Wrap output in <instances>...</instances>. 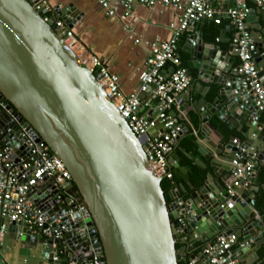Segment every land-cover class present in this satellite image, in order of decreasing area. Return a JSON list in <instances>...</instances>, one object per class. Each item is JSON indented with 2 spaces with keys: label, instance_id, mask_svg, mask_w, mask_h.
I'll list each match as a JSON object with an SVG mask.
<instances>
[{
  "label": "water",
  "instance_id": "95a60500",
  "mask_svg": "<svg viewBox=\"0 0 264 264\" xmlns=\"http://www.w3.org/2000/svg\"><path fill=\"white\" fill-rule=\"evenodd\" d=\"M32 2L0 0V142L11 149L17 164L42 143L72 175L64 187L80 201L82 211L69 197L56 203L59 189L52 178H44L29 191L43 213L42 227L66 233L64 240H47L58 246L57 251L46 253L49 264H63L64 256L69 261L87 260L93 254L99 255L100 264H179L183 254L176 245L184 237L205 247L218 236L231 234L237 239L230 261L261 264L256 250L264 241L257 240L264 209L257 204L264 185L257 173L235 185L231 169L233 160L254 162L257 168L264 164L260 130L264 113L257 109L254 97L243 91L241 79L230 77L232 65L219 46L205 42L195 26L187 29L191 64L198 69L197 78L209 85L203 105L196 110L198 117L191 118L196 128L191 135L210 161L204 165V175L190 180L191 190L183 187L181 193L174 188L166 194L164 179L151 168L148 145L142 144L98 77L58 34L54 24L58 16L71 15L75 22L80 14L73 7H57V14L46 21ZM228 5L232 7L233 0ZM256 13L250 11L249 23ZM257 25L255 55L264 83V66H259L264 39L258 38L264 28L259 21ZM150 90L152 86L143 93L140 110ZM151 111L153 121L158 111ZM156 123L162 127L159 120ZM181 129L169 157L179 170L184 169L177 161L184 153L179 143L188 135L186 123ZM153 131L150 128V134ZM205 143L211 148L204 150ZM12 226L22 240H37L25 224ZM206 256L192 254L190 259L208 264Z\"/></svg>",
  "mask_w": 264,
  "mask_h": 264
},
{
  "label": "built area",
  "instance_id": "2783aa9c",
  "mask_svg": "<svg viewBox=\"0 0 264 264\" xmlns=\"http://www.w3.org/2000/svg\"><path fill=\"white\" fill-rule=\"evenodd\" d=\"M38 12L44 13V19L49 21L57 14V7L51 0H32ZM230 0H98L105 14L109 17L118 16L122 9L123 20L134 19V7L142 4L147 7L155 5L170 6L176 11V19L170 25L172 37L166 41L156 40L150 44V54L146 58L144 68L140 72V87L136 92L125 95L121 90L118 74L111 71L102 59L96 56L74 34L69 23L58 16L54 24L58 34L66 45L78 56L86 68L98 77V82L107 97L113 102L120 115L128 124L142 144L148 145L146 152L151 157V168L155 174L164 180H173L174 173L169 168L168 157L175 149V142L181 134L179 121L171 116L170 111L177 102L180 94L187 92L192 84V76L183 66L179 54L181 37L190 26H196L205 20L217 24L222 22L223 15L228 16L234 26L232 46L238 52L239 65L237 73L241 79L243 91L252 95L259 111L264 113V83L260 80L259 69L255 61L256 45L249 30L248 16L250 8L247 2L264 8V0H233L232 7L221 8ZM59 8H61L59 6ZM139 42V39L136 40ZM171 67L169 74L165 73ZM152 86L151 96L156 102L158 116L150 121L151 114L143 115L140 108L143 105V93ZM159 123L162 127L156 123ZM152 128L153 134L149 130ZM34 149L26 160L17 164L12 158L11 149L0 142V235L7 231L8 224L21 222L32 234H41L46 240H64V230L43 228V213L29 195L44 178L54 179L56 188V203L61 204L65 197L70 203H76L82 211L80 201L67 194L65 184L71 183L72 175L65 163L57 157L48 146L42 143L34 145ZM231 179L235 185L256 173L254 162L232 161ZM174 189V188H173ZM236 234L220 235L208 243L201 251L206 254L208 264H234L230 261V250L236 241ZM186 240V237H184ZM57 248L58 246L54 244ZM57 259V256L55 257ZM190 259L188 264H195ZM0 264H9L0 260ZM65 264V263H63ZM66 264H100L99 255L93 254L87 260L69 261Z\"/></svg>",
  "mask_w": 264,
  "mask_h": 264
},
{
  "label": "crops",
  "instance_id": "0c3cea01",
  "mask_svg": "<svg viewBox=\"0 0 264 264\" xmlns=\"http://www.w3.org/2000/svg\"><path fill=\"white\" fill-rule=\"evenodd\" d=\"M51 2L56 7H69L70 9L73 7L75 13L80 14V19L75 22L71 15L64 14L62 17L67 20L77 38L92 53L100 57L109 66L111 71L118 74L121 90L125 95H130L139 90V76L141 70L144 68L146 58L150 54V44L156 40H169L172 37L170 25L176 19V11L174 8L160 4L153 7L136 4L134 7L135 18L123 20L121 18L122 9H119L118 16L109 17L103 11L98 0H51ZM247 4L250 10L255 9L257 11L254 16V21L249 23L251 35L254 39V32H258V21L264 28V16L262 13L264 8L251 2H247ZM226 7H229V5L223 4L221 8L226 9ZM204 22L195 26L196 32L202 34L205 42L219 46L224 52V59L232 65L230 77L238 79L237 68L240 61L239 56L236 55V50H231L234 34V26L231 19L223 15V28L218 37L205 34ZM189 34L190 32L186 31L184 39L182 41L180 40L179 54L180 56L181 54L186 55L191 65L192 84L187 92L178 96L176 104L170 111L171 116L179 121L180 126L186 123L188 132V135L184 136L179 143V149L184 153H182V156L177 161L184 169L179 170L173 166V163L169 161L170 156L168 157L169 168L178 179L182 180L179 188H175L179 189L181 193L184 192V188L187 190L192 189L189 185L192 179V166H197L205 172L204 165H209L210 161L198 151V146L195 143L196 137L191 135V133L196 132L194 122L191 118L196 119L198 117L196 110L203 105L204 95H206L209 85L197 78L198 69L191 64L190 45L187 43V36ZM258 38L259 40H263L264 35ZM137 39H139V42H136ZM256 59L257 55H255V61ZM259 66H264V59H261ZM170 72L171 67L169 66L165 69V73L169 74ZM148 96V101L140 110L143 115L150 114L152 112L151 110L156 108V102L152 98L151 92H148ZM260 123L262 124L260 130L263 132L262 135H264V114L260 118ZM207 148L211 147L205 143L204 150H207ZM262 166L264 164L259 167ZM175 170H177V173H175ZM256 173L258 174L260 185H264V174L261 175L257 167ZM258 196L259 201L257 205L264 209L263 187L258 192ZM262 223L264 224V220H262ZM2 234L0 240V260L6 261L9 264H49L46 253L57 248L54 244L47 243V240L39 233L31 234V236H37V240H22L16 231V227L12 226V224H8L7 231ZM261 239L264 240V226L257 237L258 241ZM256 252L261 258V254L264 252V241L258 244ZM63 262L65 264L68 263L69 258L64 256Z\"/></svg>",
  "mask_w": 264,
  "mask_h": 264
},
{
  "label": "trees",
  "instance_id": "16d2710c",
  "mask_svg": "<svg viewBox=\"0 0 264 264\" xmlns=\"http://www.w3.org/2000/svg\"><path fill=\"white\" fill-rule=\"evenodd\" d=\"M223 28V23L221 22L220 24L215 23L214 21H205L204 22V31L205 34H209L212 35L213 37H218L222 31ZM184 35L181 37V41L184 39ZM181 59H182V63L183 66H185L189 73H192V68L191 65L189 63V61L187 60L186 55L181 54ZM193 149V148H192ZM259 170V173L262 175L264 174V166L262 167H258L257 168ZM198 174H205V172L198 168L197 166H192V178H195L196 175ZM182 183V180L178 179L175 175L173 180H164L162 183V186L164 188V190L166 191V194L173 188H179L180 184ZM168 198V195H167ZM169 199V198H168ZM177 250L181 251L183 254V259L179 264H188L191 258L192 254H196L199 255L204 247V243L203 242H197L195 244H190L189 243V238H187L186 236V240L183 242H179L176 245ZM261 264H264V252L261 254Z\"/></svg>",
  "mask_w": 264,
  "mask_h": 264
}]
</instances>
